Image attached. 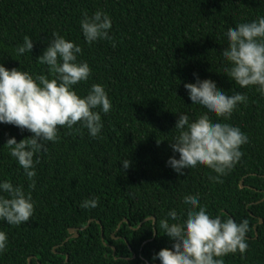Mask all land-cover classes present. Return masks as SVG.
<instances>
[{"label": "trees", "instance_id": "1", "mask_svg": "<svg viewBox=\"0 0 264 264\" xmlns=\"http://www.w3.org/2000/svg\"><path fill=\"white\" fill-rule=\"evenodd\" d=\"M97 10L111 16L114 41L85 42L79 22L85 12ZM259 16L264 0H0V63L46 73L36 58L58 32L81 45L80 59L92 69L90 79L76 86L80 94L101 84L112 103L101 114L99 136L77 126L61 128L59 140L39 155L31 190L34 216L19 226L0 221L9 238L0 264H153L151 257L173 243L162 229L159 233V220L170 209L182 215L183 198L197 194L211 214L249 221L247 251L223 257L225 264H264V96L255 86L231 81L221 56L227 30ZM25 36L34 47L17 56ZM194 74L229 95L239 91L248 97L226 121L249 142L222 183L209 179L217 174L206 166L179 176L167 165L177 114L190 120L207 114L191 104L184 88L195 83ZM31 135L0 124V179L26 191L30 182L3 147L9 137L19 142ZM124 159L131 162L127 170ZM93 197H99L97 207H80ZM70 229H78V237Z\"/></svg>", "mask_w": 264, "mask_h": 264}, {"label": "clouds", "instance_id": "2", "mask_svg": "<svg viewBox=\"0 0 264 264\" xmlns=\"http://www.w3.org/2000/svg\"><path fill=\"white\" fill-rule=\"evenodd\" d=\"M79 23L88 44L114 41L110 35L112 18L106 11L97 10L91 15L85 12ZM225 38L227 46L221 51L226 64L224 74L242 88L255 86L264 96V16L230 27ZM33 47L32 38L25 36L15 49L16 55L32 52ZM81 55L80 44L53 32L47 48L36 58L37 63L47 67L46 73L34 74L21 67L9 69L0 63V124L32 134L19 142L14 136L9 137L3 147L30 183L26 191L23 185L0 179V221L19 226L33 218L35 202L31 190L36 187L38 157L47 153L49 143L59 140L61 128H84L93 138L101 134V114L109 113L112 103L101 84H92L83 95L77 90L76 86L87 82L92 73ZM194 76L195 83H184V88L191 104L199 105L207 114L195 120L186 113L177 114L175 135L169 142L174 155L167 165L179 176L185 175L184 170L206 166L217 174L209 179L222 183L221 177L241 160V146L249 142L246 133L226 121L239 104H247L248 97L239 91L229 95L213 81ZM209 114L219 119L214 121ZM130 165L128 159L123 160V169ZM98 202L99 197L84 199L80 207L95 208ZM182 203V215L170 209L159 220V233L162 229L173 243L171 248H161L151 257L153 264L157 260L160 264H225L223 257L245 254L250 228L247 219L237 222L223 212L211 214L200 203L198 194L186 195ZM8 242L7 233L0 230V254L7 250Z\"/></svg>", "mask_w": 264, "mask_h": 264}, {"label": "water", "instance_id": "3", "mask_svg": "<svg viewBox=\"0 0 264 264\" xmlns=\"http://www.w3.org/2000/svg\"><path fill=\"white\" fill-rule=\"evenodd\" d=\"M243 187H244V186H243V182H242V183H241V188H243ZM150 220H152L153 223H155V221H156L155 218H150ZM92 222H93V220H90L89 223L87 224V226L84 227L83 229L88 228ZM260 222L262 223V219H260ZM137 229H138V228H137ZM137 229H136V230H137ZM69 233H70V234H73L74 237H78V229H70V230H69ZM155 237H156V231H155L154 238H155ZM114 251H115V249H114ZM30 261H31V259L29 260V262H30Z\"/></svg>", "mask_w": 264, "mask_h": 264}]
</instances>
